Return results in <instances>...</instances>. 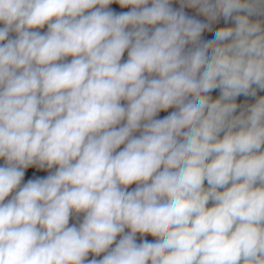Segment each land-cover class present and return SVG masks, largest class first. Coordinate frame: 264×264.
I'll return each mask as SVG.
<instances>
[{"label": "clouds", "instance_id": "obj_1", "mask_svg": "<svg viewBox=\"0 0 264 264\" xmlns=\"http://www.w3.org/2000/svg\"><path fill=\"white\" fill-rule=\"evenodd\" d=\"M172 4L0 0V264H264V0Z\"/></svg>", "mask_w": 264, "mask_h": 264}, {"label": "trees", "instance_id": "obj_2", "mask_svg": "<svg viewBox=\"0 0 264 264\" xmlns=\"http://www.w3.org/2000/svg\"><path fill=\"white\" fill-rule=\"evenodd\" d=\"M110 7L113 8L114 10L118 11V12H119V11H129V10H130V9H127V8H125V9H121V8H119L117 5H111ZM0 27H2V25H0ZM40 31H41V32H46V31H47V26H45L44 29H41ZM10 35L14 37L15 34H10ZM211 35H212L211 33H207V32H206L205 34H203V37H204L205 39H210V38H211ZM126 59H127V53H125L124 57L122 58V62H124ZM67 60L70 61V60H71V57H68ZM211 95H212L213 98L215 99V98L218 97V95H219V91H218V90H215V91H213V92L211 93ZM257 95H258V96H262V95H264V91H258ZM245 99H246L245 97L241 96V97L237 98V103H240V102H242V101L245 102ZM252 100L255 101V98L252 97ZM122 103H126V102H123V101H122ZM173 110H174V109H169L168 112H171V111H173ZM238 111H239V109H238ZM168 112H161V113L158 115L157 118H163V116L167 115ZM136 135H139V133L137 132ZM122 148H123V145L121 146V149H122ZM119 150H120V149H118L117 151H119ZM55 170H56L55 168H53V169H51V170H48V169L38 170V169H36L35 167H33V168H29V169H27L26 172H25V177H24V180L22 181V184H23V183H26L27 180H28L29 178L34 179V178H36V177H40V176H47L50 172H54ZM205 186H207V182H205ZM135 187H136L135 184L130 185V186H129V190H132V189L135 188ZM10 198H11V196H9L7 199H10ZM5 202H7V201H5ZM208 206L211 207V206H212V203L210 202ZM83 215H84L83 213L79 214V216H77L76 214H73L72 217L70 218L69 225L71 226L72 224L75 223V224H77V226H78L79 223H81L82 220H83ZM125 231L127 232V231H129V230L126 229ZM119 239H120V236L117 237V242L119 241ZM143 239H147V240H149L150 242H155V238L152 237V236H150V235H147V236L141 237L139 234H137V243H140ZM114 246H115V244H113V247H114ZM102 257H103V254H101L100 257H96V258H97V259H101ZM92 258H93V256H92V254L90 253L88 259H92Z\"/></svg>", "mask_w": 264, "mask_h": 264}, {"label": "rangeland", "instance_id": "obj_3", "mask_svg": "<svg viewBox=\"0 0 264 264\" xmlns=\"http://www.w3.org/2000/svg\"><path fill=\"white\" fill-rule=\"evenodd\" d=\"M172 7L175 8V9H179L180 8L179 0H173ZM184 11L186 12V14H188L190 16H194L197 19H203V17H200V16L197 15V13H196V11L194 9L185 8ZM253 19H256V18L253 17ZM230 24H231V22H229V25H225L223 20H221V22L219 24H217L216 27L218 28L220 26H230ZM245 102L253 103L254 101L252 100V97H248V98L245 99ZM2 164H3V160H0V165H2Z\"/></svg>", "mask_w": 264, "mask_h": 264}]
</instances>
